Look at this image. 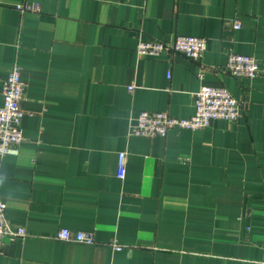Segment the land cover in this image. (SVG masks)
I'll use <instances>...</instances> for the list:
<instances>
[{
	"label": "crops",
	"instance_id": "0c3cea01",
	"mask_svg": "<svg viewBox=\"0 0 264 264\" xmlns=\"http://www.w3.org/2000/svg\"><path fill=\"white\" fill-rule=\"evenodd\" d=\"M178 35L206 39L201 60L137 51ZM230 52L261 73L232 76ZM15 66L24 140L0 159V200L26 234L0 264H264V0H0V106ZM202 82L232 93L237 120L131 134L142 111L192 116Z\"/></svg>",
	"mask_w": 264,
	"mask_h": 264
},
{
	"label": "built area",
	"instance_id": "2783aa9c",
	"mask_svg": "<svg viewBox=\"0 0 264 264\" xmlns=\"http://www.w3.org/2000/svg\"><path fill=\"white\" fill-rule=\"evenodd\" d=\"M20 11L40 9L39 3H22L17 5ZM235 27L239 28V21H235ZM206 50V39L197 36L178 35L171 42H159L142 40L138 44L137 51L141 55L158 56L163 52H180L186 57L201 60ZM225 69L234 77H246L253 79L261 73L260 63L250 55L230 52L227 56ZM204 69H200L199 78L204 79ZM170 77V74H169ZM24 85L21 80V72L18 66L7 75L2 85L3 104L0 106V159L7 155H19L20 146L24 140L21 120L23 110L21 101ZM241 103L223 85L202 82L196 93L195 113L189 118H177L165 112L142 111L139 113L136 123L131 128L134 136H166L171 129L201 130L209 127L214 120L223 119L235 121L241 113ZM127 153L118 155V177L123 179L126 174ZM6 204L0 200V255L6 239L17 236H25L24 228L13 229L5 217ZM57 239L63 241H75L82 244H94L92 233L72 232L61 230ZM122 247L117 246L120 250Z\"/></svg>",
	"mask_w": 264,
	"mask_h": 264
}]
</instances>
